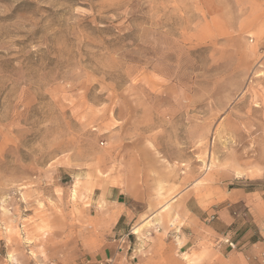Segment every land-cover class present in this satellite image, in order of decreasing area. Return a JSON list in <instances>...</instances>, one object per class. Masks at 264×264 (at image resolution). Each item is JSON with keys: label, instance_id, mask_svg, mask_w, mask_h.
I'll list each match as a JSON object with an SVG mask.
<instances>
[{"label": "rangeland", "instance_id": "rangeland-1", "mask_svg": "<svg viewBox=\"0 0 264 264\" xmlns=\"http://www.w3.org/2000/svg\"><path fill=\"white\" fill-rule=\"evenodd\" d=\"M113 186L136 262L209 263L264 192V0H0V264L95 258Z\"/></svg>", "mask_w": 264, "mask_h": 264}, {"label": "crops", "instance_id": "crops-1", "mask_svg": "<svg viewBox=\"0 0 264 264\" xmlns=\"http://www.w3.org/2000/svg\"><path fill=\"white\" fill-rule=\"evenodd\" d=\"M232 197L229 204L232 210L228 214L210 216L214 220L206 225L216 240L215 255L208 264H264V192L256 195L239 188ZM105 198L121 207L120 213L116 214L115 229L123 237L112 239L95 258L80 264H139L134 258L136 249L131 255L128 246L121 242L129 233L130 220L124 219L129 217L125 194L113 186L107 188ZM222 239L233 241L236 247L232 248Z\"/></svg>", "mask_w": 264, "mask_h": 264}, {"label": "built area", "instance_id": "built-area-1", "mask_svg": "<svg viewBox=\"0 0 264 264\" xmlns=\"http://www.w3.org/2000/svg\"><path fill=\"white\" fill-rule=\"evenodd\" d=\"M225 242H227L232 248L236 247L235 243L229 239H225Z\"/></svg>", "mask_w": 264, "mask_h": 264}]
</instances>
